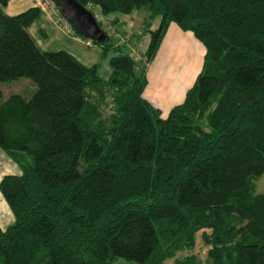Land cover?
Masks as SVG:
<instances>
[{"label": "trees", "instance_id": "16d2710c", "mask_svg": "<svg viewBox=\"0 0 264 264\" xmlns=\"http://www.w3.org/2000/svg\"><path fill=\"white\" fill-rule=\"evenodd\" d=\"M75 1L101 17L144 8L158 24L143 25L139 54L132 36L112 39V26L96 42L66 21L100 49L83 65L36 44L27 26L38 6L7 15L0 0V82L35 86L28 97L0 91V149L19 170L0 178L13 216L0 229V264H163L197 232L212 264H264V191L251 183L264 173V0ZM48 2L62 18L59 0ZM169 23L203 56L162 117L142 96L139 63L152 60Z\"/></svg>", "mask_w": 264, "mask_h": 264}, {"label": "crops", "instance_id": "0c3cea01", "mask_svg": "<svg viewBox=\"0 0 264 264\" xmlns=\"http://www.w3.org/2000/svg\"><path fill=\"white\" fill-rule=\"evenodd\" d=\"M33 6H38L40 8V13L39 16L27 26V31L33 39V34H39L40 37H50L51 41L43 42V47L38 45L41 40L38 42L34 40L42 50L54 51L62 49L74 56V58L77 59L83 65H91L94 63L96 58L100 55L99 48H97L98 46L80 37L73 36L70 35L68 32H65V30L62 29L60 25H58L53 15H50L48 8L49 5L46 6L43 2H41V0H7L6 5L2 7V11L7 15H15L25 10L26 8ZM113 14L114 13H111L106 15L105 17H102L105 20L107 19L106 22H108V20L116 21L112 25H110L113 27L114 30V34H112L113 38L116 39L118 35L122 36L125 34L129 35V37L132 36L131 39H134H132L131 41L135 43V46L133 47H135L137 50L139 49V54H141L144 51L148 41V33L144 31L145 26H143L145 25V23H147V11L144 18L141 19L139 26L135 29L129 28L120 30L117 25L121 20L119 19V17L113 16ZM137 16L139 15L137 12H135L134 14H132L131 18H137ZM157 24L158 17H155L149 20V23H147L146 25H148V29L150 30L154 29ZM101 28L103 29V27ZM190 39H195L190 32L181 31L175 24L169 23L159 43L156 53L160 49L163 41L165 40L164 51L168 50L169 58L171 57V55L174 54L172 60L173 63L170 67L171 69H166L165 67L164 69H161L159 67L151 68L150 63L155 58L156 53L152 60L146 63L148 67V70L145 71L147 83L143 89L142 96L153 107L159 109L160 115L164 114L161 115L162 117L166 115V113L172 106L178 104L182 100L183 94L187 90V87H184L182 83L186 82L190 75L189 69H185V63L186 61L189 63L193 59V55L190 50V48H192L193 46V42ZM49 43H55L54 46L56 49H48L44 46V44L46 45ZM175 43H178V45H176ZM175 46H178L179 48L175 51H172V48H174ZM181 48H183L184 51L187 50V52L181 55L180 58L176 61L177 55L181 53ZM174 69H177V71L173 72L172 70ZM18 173L19 170L17 166L0 149V178L4 174ZM12 221V213L10 212L7 204L5 203L3 197L0 194V229L4 230L10 223H12Z\"/></svg>", "mask_w": 264, "mask_h": 264}, {"label": "rangeland", "instance_id": "374dc122", "mask_svg": "<svg viewBox=\"0 0 264 264\" xmlns=\"http://www.w3.org/2000/svg\"><path fill=\"white\" fill-rule=\"evenodd\" d=\"M43 3L46 6L50 5L48 0H43ZM51 7H52V5H51ZM48 8H49L50 15H52V9L50 8V6ZM91 12L94 14L95 17H97V19L99 21H106L107 20V19L105 20L101 16H99L98 11H97V9L95 7L91 8ZM135 12H137L139 16H137V18H135V17L131 18L132 14H134ZM145 14H146V10L144 8H140L138 10H133L132 12H130L128 14L114 13L113 16L119 17V19L121 21L119 22V24L117 26H118V28L120 30H123V29H129V28H132V29L137 28L139 26L140 22H141V19L144 18ZM106 23L109 24L108 22H106ZM59 24L60 23H58V25ZM60 26L62 27V29L65 30V32H68V30L66 28H64L62 25H60ZM38 35L37 34H33V37H34V40L37 41V42L40 41V40L42 41V42L40 41L39 44H38L41 47H43L42 46L43 42H50L51 41L50 37H40V35L39 36ZM112 39H114V38H112ZM165 40H167V39H165ZM165 40L163 41V43H162L160 49L158 50V52L156 53L155 58L153 59V61H151V63H150L151 68L159 67L161 69H164V67H165L166 69H171L170 67L172 66V63H173L172 60H173L174 54L171 55V57L169 58L168 50L164 51V49H165V45H164ZM190 40H192V42H193V46H192V48H190V50L192 52V55H193V59L189 63L187 61L185 63V69L186 70L189 69L190 75H189L187 81L182 83V85L184 87H187V88L191 84L194 76L199 72V70L201 68L202 54H203L202 45L195 39H190ZM175 44L178 45V43H175ZM46 45H48V46H46ZM46 45L44 44V46L46 48H48V49H56L55 46H54L55 43H49V44H46ZM97 48H99V47H97ZM178 48H179L178 46H175L174 48H172V51L173 50L175 51ZM180 51H181L182 54L179 53L177 55L176 61L180 58L181 55H183L184 53L187 52V50L184 51L183 48H181ZM99 52H100V49H99ZM139 53H140V50H139ZM97 61H99V57L96 58L94 63L97 62ZM184 61H183V63H184ZM139 65H140V69L141 70L142 69L145 70V71L148 70L147 65L144 64L143 62L139 63ZM139 70L137 69V71H139ZM109 71H110V68H109L106 60H100L99 69H98L99 75L101 77L105 78L109 74ZM172 71L176 72L177 69H174ZM34 88H35L34 84L26 77H19V78L15 79V80H12V81L0 82V91H1V94H2L1 95V99H4L8 95L14 94V93H18V94H20V95H22L24 97H28V96L31 95V93L34 90ZM110 110H111V103L109 102V103H107L104 106V111L105 112H110ZM161 115H164V114H161ZM251 183H252V188H253V192L254 193L263 192L264 191V173L261 176H259V177L253 178L251 180ZM205 251H206V246H204L202 244V241H201V238H200V233L197 232V233L194 234L193 245L190 248H183V249L177 251L173 258L165 259L163 264H172L174 259H181V258H183L185 256H189V255H193L194 256V264H212L211 261L209 260V258L206 256ZM112 264H127V261L124 260V259L118 258L115 261H113Z\"/></svg>", "mask_w": 264, "mask_h": 264}, {"label": "water", "instance_id": "95a60500", "mask_svg": "<svg viewBox=\"0 0 264 264\" xmlns=\"http://www.w3.org/2000/svg\"><path fill=\"white\" fill-rule=\"evenodd\" d=\"M59 9L63 18L72 24L78 34L96 42L105 39V32L92 13L75 0H59Z\"/></svg>", "mask_w": 264, "mask_h": 264}, {"label": "built area", "instance_id": "2783aa9c", "mask_svg": "<svg viewBox=\"0 0 264 264\" xmlns=\"http://www.w3.org/2000/svg\"><path fill=\"white\" fill-rule=\"evenodd\" d=\"M50 8L52 9V15L56 16L57 20L59 21V23H60L59 25H62L64 28H66L68 30L66 20L63 17L62 18L58 17L55 9L52 8L51 6H50ZM99 25H100V27H103L104 31H107V33H113L112 28L110 27L109 24L106 23V21H100ZM118 39H119V42L124 41L123 38L119 37ZM130 55L135 59L138 57V54L136 52H133V51L130 52Z\"/></svg>", "mask_w": 264, "mask_h": 264}]
</instances>
